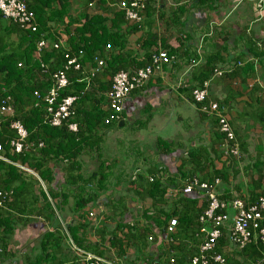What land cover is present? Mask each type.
<instances>
[{
	"label": "crops",
	"instance_id": "obj_1",
	"mask_svg": "<svg viewBox=\"0 0 264 264\" xmlns=\"http://www.w3.org/2000/svg\"><path fill=\"white\" fill-rule=\"evenodd\" d=\"M77 1L69 0L72 5L65 22L68 17L75 20L80 14V5L75 4ZM60 4V0L56 1L53 7L60 9ZM153 5L148 18L143 15L140 22H126L121 26L127 39L125 49L128 56H125L141 62L149 52L146 38L152 34L156 37L152 49H171L178 53L172 51L173 63L162 66L141 89L130 93L117 124L104 126L98 131L103 139L100 155L88 150L80 157V175L84 179L96 171L101 162L107 168L106 188L84 208L92 221L83 232L84 241L98 246L93 251L95 255L117 264H153L156 260L159 264H169L170 257H174V264H189L190 258L187 257L197 252L200 242H193L197 238L195 234L181 240L177 236L180 243L175 244L176 249H171L164 233L167 221L150 225L153 222L150 218L161 213L154 208L153 199L145 190L148 177L160 172L163 181L173 185L167 189L168 205L159 208L163 213L171 211V197L174 195L169 196L168 192L178 191L184 185L185 171L190 170L198 177L204 174L191 163L182 169L183 159L193 149L201 151L206 173H228V181L219 185L220 191L230 183L228 187L232 191L234 186L239 190L233 192V197L249 191L253 199L264 195V54L255 46L256 41L264 39V0H155ZM172 14L180 16L178 24L171 22ZM55 37L54 42H61L62 48L67 45L68 36L63 27ZM111 51L106 50L104 56ZM257 54L259 56H255ZM213 55L218 59L216 67L224 70H229L235 61H242L245 65L256 61L253 64L255 76L248 79L247 87L240 90L231 92L221 77L212 75L206 80L207 102L219 104L239 144L240 155L235 159L223 152L216 118L200 109L191 98V89L189 91L192 69ZM106 57H102L105 62ZM194 58L198 62L188 70L189 62ZM85 65L86 69L90 67L88 63ZM97 75L99 86L108 87L112 77L107 63ZM252 84L255 86L251 88ZM104 94L102 110H105ZM33 184V191L38 194L39 185ZM77 188L80 187H71V191ZM72 203L70 199L71 206ZM12 213L15 217L32 221L15 228L7 249L11 256L0 264H25L40 254L39 241L45 232H52L53 227L31 214L14 210ZM76 213L69 209L57 218V222L74 223L78 218ZM128 227L150 230L143 241L133 237L123 240V251H120L111 244V239L114 234L125 237ZM149 236L152 240H148ZM222 237L224 244H221L220 253L225 254L228 264L253 263L240 255L242 250L234 247L226 235ZM66 246L68 251L59 252L58 260L52 259L49 264H86L70 248L67 240Z\"/></svg>",
	"mask_w": 264,
	"mask_h": 264
},
{
	"label": "trees",
	"instance_id": "obj_2",
	"mask_svg": "<svg viewBox=\"0 0 264 264\" xmlns=\"http://www.w3.org/2000/svg\"><path fill=\"white\" fill-rule=\"evenodd\" d=\"M25 1L28 9L33 12L37 24L35 31L21 27L19 23L4 18L0 13V106L4 100L9 98L13 108V115L0 114L1 153L11 161L25 165L37 173L44 182L52 201L48 200L40 186L37 190L38 194L33 191V183L39 185L33 175L13 164L0 161V190L10 192L5 203L10 210L0 209V263L6 257L11 256L7 249L15 228L25 226L32 221L28 218L15 217L12 213L14 210L18 213L24 212L27 213L26 215L31 214V216L42 218L53 227V231L45 232L39 241L40 254L25 262V264H49L52 259H54L53 261L58 260L59 252L68 251L66 235L62 224L57 222L56 211L59 217L69 209L77 212L78 218L74 219L76 222L65 225L67 233L77 247L92 252L98 247L84 241L83 232L86 227L92 224L84 208L94 202L99 192L106 188L104 182L107 168L101 162L98 169L84 179L80 175V157L88 150L100 155V145L103 139L102 134L98 131L104 126L117 124L118 121L105 123L110 112L101 108L102 93L109 88L110 83L108 87L99 86L98 75H95L90 83L83 81L81 69H74L73 64L65 69L68 85L58 96V100L66 96L76 98L74 114L65 121L63 126L56 127L49 124L46 118V104L44 100L34 96V91L43 95L52 82L51 73L57 69H64L72 56L78 58L83 69L87 63L90 67H95L94 58L96 56L104 58L106 57L104 56L105 51L112 50L106 57L107 69L112 77L118 71L133 72L151 64V55L158 49L156 47V49H152L156 44V37L152 34L146 38L145 42L149 52L141 62L126 57L128 56L126 54L128 50L125 49L127 39L121 26L127 21L123 10L115 5L110 6L111 3L115 4L116 0H78L75 4L80 5V14L75 20H70L68 17L67 22L64 21V18L71 10L72 5L69 0H60V9L53 7L54 3L59 0ZM154 3L155 0H149L146 3L143 15L147 18L151 14ZM179 18V15L172 14L171 22L178 24ZM52 22L56 25L50 24ZM61 27L68 36L67 45L63 49H55L53 48L54 41H56L55 35H59ZM42 39L45 40V46L38 51L37 42ZM258 41L255 42V46L259 48H257L259 51L262 49L260 53L264 54V47L260 48L257 45ZM172 51L168 49L167 52L171 55ZM173 52H177V50ZM255 56H259V54ZM217 61V57L213 55L211 58H205L192 69L189 91L191 89L192 92L193 89L203 86V83L214 74ZM236 62L231 63L229 70H223L221 75L222 82L226 83L231 92L247 87L246 81L255 76L254 63L244 64L240 67L235 65ZM145 84L134 90L141 89ZM254 86L252 84L250 87ZM207 104L206 100L203 105ZM14 120H18L27 132L24 148L19 153H15L10 146V141L16 138V133L10 126ZM70 122L76 123V131L68 129L67 123ZM218 134L222 139V135ZM201 156L200 150L198 152L195 149L189 151L187 157L182 161V169L191 163L195 169L204 173L200 177L202 180L218 178L220 184L226 183L228 173L223 171L214 174L206 173ZM150 176H153V180L149 181L148 179L145 190L153 199L154 208H157L161 213V215H157L158 217L150 218V221H153L150 222V225L166 223L165 221L171 217L177 218L176 233L170 236L172 238V241L169 242L171 249H176L175 244L180 243L179 240L177 241V236L181 240L185 236L192 238L195 234L197 238L193 242L195 244L201 242L199 217L205 209V200L194 193H182L183 185L178 193L171 197L173 206L171 211L163 213L159 207L168 205L167 189L173 184L169 181L164 182L162 175L153 174ZM192 176L195 175L190 170H186L183 175L184 184ZM29 179L31 180L29 181ZM229 185L230 183L226 189L221 191L218 186L219 197L226 201L233 198L234 191L236 193L239 191L235 186L232 191L228 187ZM76 186L80 188L71 191V187ZM238 197L248 202L255 200L252 198L251 191L243 195L240 194ZM70 199L73 200L72 206ZM199 201H201L200 204ZM149 230L128 227L127 235L119 238L114 234L111 244L123 251V240L133 237L137 241H143ZM221 244H224L223 237L218 239L215 251H221ZM240 255L252 262L261 261L264 259V244L261 242L251 243L242 249ZM191 257L189 255L187 258Z\"/></svg>",
	"mask_w": 264,
	"mask_h": 264
},
{
	"label": "built area",
	"instance_id": "obj_3",
	"mask_svg": "<svg viewBox=\"0 0 264 264\" xmlns=\"http://www.w3.org/2000/svg\"><path fill=\"white\" fill-rule=\"evenodd\" d=\"M149 0H116L117 8L124 11V16L127 22L138 23L142 20L143 12L146 3ZM91 5V3H90ZM0 13L4 18L13 20L31 31H35L37 24L35 22L33 12L27 7L25 0H0ZM264 41V40H263ZM258 41L257 45L260 48L264 47V42ZM45 46V40L37 42V49L40 51ZM55 49H63L61 42L53 44ZM174 56L169 55L164 49H158L157 52L151 55V64L140 67L133 72L118 71L115 73L110 82L109 88L105 91V111L110 112L109 117L105 119V123L112 121H120L122 118L123 104L130 93L141 87L157 72H159L164 65L173 63ZM95 67L88 69L81 67L80 62L76 56H72L67 61L64 69H57L51 73V84L49 89L41 95L40 92L34 91V96L37 99H42L45 102L47 113V121L50 125L61 127L68 118L74 114V96H66L58 100L60 92L68 85V78L65 69L70 65H74V69H81L83 74V81L90 83L92 78L97 75L105 66L104 59L96 56L94 58ZM197 59H191L188 70H190L196 63ZM254 61L253 63H255ZM236 66H243L244 62L237 61ZM224 69H214L213 76L221 77ZM208 81L203 83L201 88L193 89L191 92L192 99L195 103L202 104L200 109L205 113H209L216 118V130L222 135L223 152L228 157L233 159L240 155L239 144L236 141L235 134L231 124L226 115L220 110L217 102L208 101L207 105H203L208 100L207 92ZM0 114L13 115L12 104L7 98L0 106ZM11 128L16 133V138L10 141V146L15 153H19L24 148V140L27 136L26 129L18 121L14 120L10 124ZM67 127L71 131H76L77 125L75 122L67 123ZM2 146L0 144V161L13 164L17 168L26 171L34 176L38 181L39 186L45 192L48 200L51 202L46 186L42 179L32 169L22 165L18 162H13L1 153ZM160 175V172H158ZM149 181L153 180V176L148 177ZM220 180L204 179L198 176H192L182 187V193H194L205 200V209L201 213L199 220L201 227L199 232L202 235L201 242L198 246L197 252L189 259V264H228L226 258L220 252L215 251V246L222 236L226 235L228 241L237 249H243L247 245L257 242L264 244V195L258 196L254 201L248 202L239 197H233L231 200H223L219 197L218 186ZM179 191V190H178ZM178 191L168 192L169 196L176 195ZM10 192L0 190V209L10 210L5 203L9 197ZM91 214V213H90ZM57 217H59L56 211ZM177 226V218L171 217L165 226V236L171 242L172 238L169 236L174 234ZM63 230L66 235V240L70 248L77 253L86 264H117L103 257L95 255L93 252L77 247L71 240L65 224L62 223ZM148 240H152L149 236ZM169 264H174V257L169 258ZM153 264H159L156 260ZM252 264H261V261L253 262Z\"/></svg>",
	"mask_w": 264,
	"mask_h": 264
},
{
	"label": "water",
	"instance_id": "obj_4",
	"mask_svg": "<svg viewBox=\"0 0 264 264\" xmlns=\"http://www.w3.org/2000/svg\"><path fill=\"white\" fill-rule=\"evenodd\" d=\"M119 124H122L121 122Z\"/></svg>",
	"mask_w": 264,
	"mask_h": 264
}]
</instances>
